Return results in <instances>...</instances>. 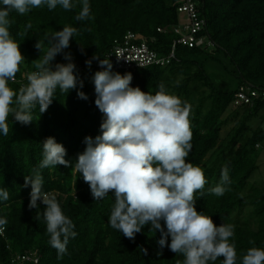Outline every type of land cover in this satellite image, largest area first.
Instances as JSON below:
<instances>
[{
    "label": "trees",
    "instance_id": "obj_1",
    "mask_svg": "<svg viewBox=\"0 0 264 264\" xmlns=\"http://www.w3.org/2000/svg\"><path fill=\"white\" fill-rule=\"evenodd\" d=\"M191 1L197 17L204 21L196 35L205 36L212 45L175 43L172 56L169 53L178 37L173 28L184 22L180 16L185 14L177 9L180 0H90L91 19L83 22L74 19L79 5L71 11L60 7L50 11L44 5L24 15L10 14V32L20 42L26 60L10 86L19 91L27 85V77L36 71L35 65L47 50L46 36L70 25L78 34L64 51L72 54L84 82L80 90L88 99L79 98L76 89L67 94L57 90V97L45 112L40 114L38 107L34 111L35 121L25 125L9 117V134L0 135V187L10 193L7 201L0 202V217L7 220L0 230V264H17L14 259L19 255H32L37 264H183L182 254L168 247L160 249L161 234L151 231L150 225L134 240L111 228L107 221L114 202L112 194L95 201L74 166L42 170L45 194L57 197L77 232L62 259L48 243L43 215L28 206L31 187L24 186V176L30 175L42 159V142L55 137L67 150L65 159L74 165L86 147L84 138L100 134L103 114L95 105L91 77L100 70L99 60L108 59L128 32L137 39L145 38L158 57L169 56L168 61L128 70L113 67V71L130 72L132 86L143 91L155 93L163 83L190 107L193 147L188 160L204 170L207 180L197 193V211L210 215L216 225L234 226L231 240L238 264L249 248H264V180L250 182L260 166L264 128L249 125L256 116L264 122V0ZM38 40L41 53L35 46ZM94 56L89 67L85 61ZM57 62H67L62 53L53 66ZM217 73L228 74L231 81L217 80ZM240 86L257 91L251 103L233 105ZM228 124L232 125L222 136ZM225 167L230 184L218 197L210 190L220 183ZM40 208L42 212L44 205ZM222 259L215 264H222Z\"/></svg>",
    "mask_w": 264,
    "mask_h": 264
},
{
    "label": "clouds",
    "instance_id": "obj_2",
    "mask_svg": "<svg viewBox=\"0 0 264 264\" xmlns=\"http://www.w3.org/2000/svg\"><path fill=\"white\" fill-rule=\"evenodd\" d=\"M44 5L50 11L57 7L71 11L79 5L80 11L74 19L78 22L91 19L90 0H0L2 136L9 134L10 116L12 121L25 125L35 121L34 111L38 107L40 114L45 112L57 97V90L67 94L76 89L79 98L88 99L80 90L84 82L72 54L64 51L78 34V29L70 25L46 36L47 50L35 65L36 71L27 77V85L19 91L10 86L26 61L20 42L10 32V14L24 15ZM31 27V24L26 26ZM35 46L41 53L42 43L38 40ZM61 53L67 62L53 66L52 62ZM93 59L96 57L86 60V65L90 67ZM99 64L100 70L93 73L91 80L95 105L103 114L100 134L84 138L86 147L77 155L74 165L65 159V146L55 137H47L42 142L38 166L24 176V186L31 187L28 206L43 215L48 243L57 250V258H63L77 232L57 197L45 194L42 170L71 165L89 185L95 201L112 194L114 202L107 222L128 239L134 240L137 233L150 225L151 231L158 230L161 234L160 249L168 247L182 254L183 264H215L220 258L222 264H238L236 246L231 240L234 226L216 225L210 215L198 212L195 207L197 193L207 180L204 170L188 160L193 133L187 102L170 93L163 83L155 93L132 86V74L114 72L109 58L100 59ZM228 184L229 171L225 167L220 183L210 191L223 196ZM9 198L8 189L0 187V202ZM6 224V218L0 217V230ZM239 264H264V248H249Z\"/></svg>",
    "mask_w": 264,
    "mask_h": 264
},
{
    "label": "built area",
    "instance_id": "obj_3",
    "mask_svg": "<svg viewBox=\"0 0 264 264\" xmlns=\"http://www.w3.org/2000/svg\"><path fill=\"white\" fill-rule=\"evenodd\" d=\"M180 1L181 4L177 7V9L185 14V20L173 28L178 37L172 44L169 56L173 55L175 43H181L188 46H197L203 43L212 45V42L205 36L196 35L204 24V21L197 17L194 3L191 0ZM139 39L141 41L140 43H137L136 40ZM139 39H137L134 33L128 32L124 36L122 43L112 49L111 54L108 56L115 69L128 70L136 67L140 68L153 64L167 63L169 56L167 58L158 57L156 51L147 45L145 39ZM256 93L257 91L253 88L240 86L234 94L233 104L238 106L241 104L251 103ZM14 260L17 264H31V262L32 264H37V258L32 255H19Z\"/></svg>",
    "mask_w": 264,
    "mask_h": 264
},
{
    "label": "rangeland",
    "instance_id": "obj_4",
    "mask_svg": "<svg viewBox=\"0 0 264 264\" xmlns=\"http://www.w3.org/2000/svg\"><path fill=\"white\" fill-rule=\"evenodd\" d=\"M181 19L184 21V19H185V15H183V14H181ZM31 64H32V62H30ZM232 78H234V76H231ZM216 79L217 80H220V81H224V80H227V81H231L230 80V78L228 77V74L227 75H225V73L224 74H222V73H217L216 74ZM230 85H233L231 82H230ZM229 84H228V87L230 86ZM225 87H227V85H225ZM231 125L232 124H228L224 129H223V132H222V136L226 133V131L227 130H229L230 129V127H231ZM249 125H250V127H254V126H256V125H260V127H263L264 128V122H261V119H260V117L258 116H256V117H254V118H252V120L249 122ZM259 164H260V166H259V169L256 171V173L253 175V177L250 179V182L252 183V182H260V181H262V180H264V149L263 150H261V152H260V156H259Z\"/></svg>",
    "mask_w": 264,
    "mask_h": 264
}]
</instances>
